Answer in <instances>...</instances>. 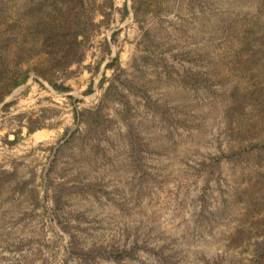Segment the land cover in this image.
<instances>
[{"label": "rangeland", "instance_id": "374dc122", "mask_svg": "<svg viewBox=\"0 0 264 264\" xmlns=\"http://www.w3.org/2000/svg\"><path fill=\"white\" fill-rule=\"evenodd\" d=\"M76 1L0 0V264H264V0Z\"/></svg>", "mask_w": 264, "mask_h": 264}, {"label": "trees", "instance_id": "16d2710c", "mask_svg": "<svg viewBox=\"0 0 264 264\" xmlns=\"http://www.w3.org/2000/svg\"><path fill=\"white\" fill-rule=\"evenodd\" d=\"M74 1L76 0H36L27 12L28 20L34 21V27L41 29L38 34H40L42 53L48 55V57L56 56L57 67L68 66L81 60L80 31H73L74 26H69L74 23L71 15L77 6L72 4ZM51 14L56 16L53 21H50V19L55 16ZM3 71L0 70V102L5 94L10 93L12 89L25 82L28 77V71H25L23 75H19L14 70L11 73L8 70ZM39 73L47 78L46 74L41 71ZM234 101L237 102L238 99ZM230 111H232V108Z\"/></svg>", "mask_w": 264, "mask_h": 264}]
</instances>
